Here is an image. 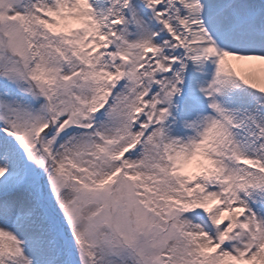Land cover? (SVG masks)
Segmentation results:
<instances>
[{"label": "snow or ice", "instance_id": "obj_1", "mask_svg": "<svg viewBox=\"0 0 264 264\" xmlns=\"http://www.w3.org/2000/svg\"><path fill=\"white\" fill-rule=\"evenodd\" d=\"M0 264H264V0H0Z\"/></svg>", "mask_w": 264, "mask_h": 264}]
</instances>
